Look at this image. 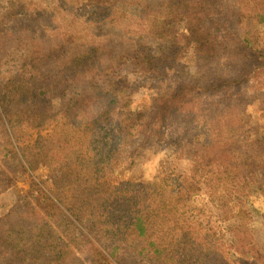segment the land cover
I'll return each mask as SVG.
<instances>
[{
  "label": "trees",
  "instance_id": "trees-1",
  "mask_svg": "<svg viewBox=\"0 0 264 264\" xmlns=\"http://www.w3.org/2000/svg\"><path fill=\"white\" fill-rule=\"evenodd\" d=\"M238 13L263 16L264 0H0V193L39 167L43 185L0 215V264H122L129 248L148 264H264L246 227L264 122L243 119L264 109V48L235 31ZM187 58L190 80L176 74ZM169 72L167 94L129 107ZM161 146L152 177L112 176ZM190 200L205 223L236 219L231 248L176 222Z\"/></svg>",
  "mask_w": 264,
  "mask_h": 264
},
{
  "label": "rangeland",
  "instance_id": "rangeland-1",
  "mask_svg": "<svg viewBox=\"0 0 264 264\" xmlns=\"http://www.w3.org/2000/svg\"><path fill=\"white\" fill-rule=\"evenodd\" d=\"M245 14L238 13V15H234V29L237 32H244L248 37H251L250 47L254 49V47H259V49L264 48V15L259 16L255 19H248ZM32 18H27L26 20L21 19L19 24L16 27L30 25ZM150 50L152 53L157 54L160 49V43L158 41H151L149 43ZM176 73V72H175ZM172 79H167L166 81H160L158 79L152 78L149 80H144L143 88L138 91L137 95L134 97V100L129 104V107L141 106V103H146L148 98L153 97L155 93L159 94H167L170 88H172L173 84V73L169 72ZM180 77L190 80L199 75L197 67L193 64L190 58L186 59L184 64V69L180 72L176 73ZM141 80V79H138ZM145 82L147 84H145ZM227 93V89H224V94ZM148 97V98H146ZM245 123L250 126H259L262 122H264V109L262 106L257 103H252L246 113L243 116ZM1 126V123H0ZM6 129V128H4ZM49 129H42L41 134L44 135L48 132ZM229 134H233V127H228L227 129ZM7 132V129H6ZM7 135L9 133L7 132ZM34 138L36 134L33 135ZM33 142V141H32ZM18 155L22 153L18 151ZM26 153V150H25ZM68 152H64L63 150L56 148L55 156L56 158L62 159L63 157H67ZM169 156V150L167 147H162L156 150H152L145 156L146 160L142 163L135 166L133 169H129L126 166H123L120 169L113 170L112 176L121 177L123 179H133L136 178L137 175H142L145 178L152 177L155 173L156 164L160 159H164ZM22 158V157H21ZM56 159V160H57ZM135 171V172H133ZM42 172V167H39L35 172L27 170L26 178L21 181H16L12 186L8 187L6 190L0 193V215L4 214L9 207L16 201L19 195H22L30 188L33 189V194H36L39 190L43 189V185L40 183V174ZM41 178H44L43 176ZM34 181V184L32 183ZM249 202L252 207L256 208L258 211L252 212V217L248 219L246 222V227H248L249 232L252 236L251 238V246L259 253L264 256V216L262 215L264 211V185L254 187L253 193L250 196ZM199 204L196 201L190 200L179 203L175 206L174 213L175 219L177 223L182 224L195 232L203 234L205 230L210 229L208 232L212 233L214 237V241L223 249H229L232 245L234 238L232 234V229L235 227L237 221L235 218H227L224 220L216 219L215 213L216 211L206 212L209 216V221L207 223L202 221V216L198 215ZM205 228V229H204ZM76 236H80V233L86 234V229L81 226L74 231ZM88 236V235H87ZM89 237V236H88ZM90 239H93L90 237ZM93 241V240H92ZM95 246H99L96 241H93ZM126 245H123V248ZM123 257L122 264H148L145 259L135 258L131 256L130 248L126 250H121L120 252ZM77 259L81 260L83 264L87 263V258L83 254L79 252L77 254ZM110 258V257H109ZM77 259L73 260V263H77ZM111 259V258H110ZM112 260V259H111ZM87 261V262H86ZM113 264H118L112 260Z\"/></svg>",
  "mask_w": 264,
  "mask_h": 264
}]
</instances>
